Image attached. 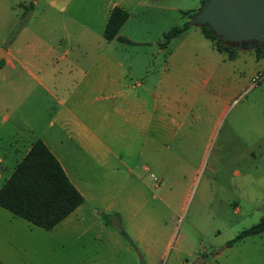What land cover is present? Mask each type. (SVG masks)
Instances as JSON below:
<instances>
[{
	"label": "crops",
	"instance_id": "1",
	"mask_svg": "<svg viewBox=\"0 0 264 264\" xmlns=\"http://www.w3.org/2000/svg\"><path fill=\"white\" fill-rule=\"evenodd\" d=\"M114 7L127 14L117 32L124 40L102 36ZM169 9L168 0H0V183L40 139L83 198L56 225L92 199L86 182L120 177L100 213L134 219L144 205L135 199L145 186L137 167L186 163L197 145L190 135L264 67V56L253 55L257 67L234 81L238 52L218 51L201 26L162 47L161 36L185 15L172 7L169 17ZM23 221L0 207V264L24 257L16 230L23 238L31 224Z\"/></svg>",
	"mask_w": 264,
	"mask_h": 264
},
{
	"label": "rangeland",
	"instance_id": "2",
	"mask_svg": "<svg viewBox=\"0 0 264 264\" xmlns=\"http://www.w3.org/2000/svg\"><path fill=\"white\" fill-rule=\"evenodd\" d=\"M200 1L168 0L169 17L172 7L186 12L177 15L175 26L186 21ZM172 23L169 18L167 25ZM152 39L148 33V41ZM230 49L240 57L231 65L234 81L249 77L257 67L254 46ZM256 72L224 112L213 114L199 124V133L190 135L197 145L186 150L191 153L186 163L170 164L162 172L159 165L137 167L145 186L140 187L143 197L135 199H143L144 205L134 219L112 214L113 208L100 213L112 199V185L118 188L122 177L86 182L92 199L79 206L78 218L71 215L69 222L50 230L26 225L23 238L20 227L16 230L17 239L25 240L24 257L16 263L264 264V230L226 246L264 217V81L251 85ZM149 241L153 245L145 255Z\"/></svg>",
	"mask_w": 264,
	"mask_h": 264
},
{
	"label": "trees",
	"instance_id": "3",
	"mask_svg": "<svg viewBox=\"0 0 264 264\" xmlns=\"http://www.w3.org/2000/svg\"><path fill=\"white\" fill-rule=\"evenodd\" d=\"M203 2L204 0L201 3ZM193 13H189L187 20L181 25L170 28L161 36L160 45L162 47L166 46L172 37L179 35L192 25L188 18ZM126 16L122 8H112L102 32L105 40L115 37L124 40L117 36V32ZM200 28L218 51L233 56V51L230 49L232 44L219 40L206 26ZM254 53L256 57L264 54L259 45L254 46ZM82 201V195L68 180L58 161L40 139H35L31 143L23 157L13 166L7 178L0 183V207L11 215L44 230L56 225ZM263 230L264 217L227 241L226 246H231L246 235L257 234ZM121 234L124 236L122 231Z\"/></svg>",
	"mask_w": 264,
	"mask_h": 264
},
{
	"label": "water",
	"instance_id": "4",
	"mask_svg": "<svg viewBox=\"0 0 264 264\" xmlns=\"http://www.w3.org/2000/svg\"><path fill=\"white\" fill-rule=\"evenodd\" d=\"M189 22L206 26L222 42L259 45L264 52V0H205Z\"/></svg>",
	"mask_w": 264,
	"mask_h": 264
},
{
	"label": "built area",
	"instance_id": "5",
	"mask_svg": "<svg viewBox=\"0 0 264 264\" xmlns=\"http://www.w3.org/2000/svg\"><path fill=\"white\" fill-rule=\"evenodd\" d=\"M261 81H264V67L253 76L251 79V85H255Z\"/></svg>",
	"mask_w": 264,
	"mask_h": 264
}]
</instances>
